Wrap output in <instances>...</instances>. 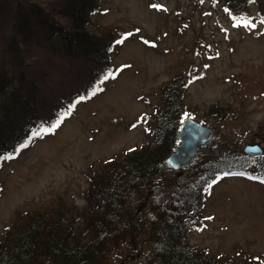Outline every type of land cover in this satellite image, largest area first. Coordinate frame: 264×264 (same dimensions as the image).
Returning a JSON list of instances; mask_svg holds the SVG:
<instances>
[{"label":"rangeland","instance_id":"obj_1","mask_svg":"<svg viewBox=\"0 0 264 264\" xmlns=\"http://www.w3.org/2000/svg\"><path fill=\"white\" fill-rule=\"evenodd\" d=\"M97 5L86 29L110 34L113 44L109 79L104 76L88 94L85 75L95 65L77 60L65 67L42 40L12 51L21 66L38 64L48 81L40 90L43 119L55 115L62 97L84 92L70 106H60L55 122L38 130L26 148L0 159V242L37 213L62 218L63 228L73 229L71 242H89L93 228L87 218L100 206L97 190L105 171L152 142L163 91L171 84L180 87L181 118L214 131L198 160L230 158L234 152L233 159L244 163L206 182L198 213L186 216L187 245L219 264H264V0H247L239 11L225 0H97ZM4 39L0 51L8 48L1 46ZM9 56L0 55V61L11 62ZM250 144L262 154L244 153ZM198 166L176 172L167 166L171 171L157 175L146 191L149 202L164 207L169 185L195 183ZM144 208L140 232L109 242L104 264H155L154 242L144 228L156 225L157 217Z\"/></svg>","mask_w":264,"mask_h":264},{"label":"trees","instance_id":"obj_2","mask_svg":"<svg viewBox=\"0 0 264 264\" xmlns=\"http://www.w3.org/2000/svg\"><path fill=\"white\" fill-rule=\"evenodd\" d=\"M1 2L7 5L3 6ZM225 2L239 11L246 7L247 0ZM0 4V38H6L1 46L8 45L0 55L6 56L8 52L11 55V62L0 61L1 159L23 149L30 139L37 137L38 130L40 132L55 122L60 106H70L72 100L79 98L84 91L88 94L104 78L110 68L109 52L113 39L110 34L96 36L86 29L91 15L98 10L97 0H45L42 3L39 0H0ZM40 40L48 51L66 62L65 67L78 60L96 68L87 71L85 90H75L72 96L62 97L64 103L48 119L42 117L45 100L40 91L41 83L48 81L40 74L39 65L21 66L20 61L12 57V51L23 50L31 41ZM179 88L169 84L164 89L152 142L109 164L97 190L100 206L87 218L88 225L93 228L89 242H71L73 229L69 226L63 228L62 218L53 220L37 213L39 216L24 217L21 225L0 242V264H104L102 253L109 242L129 237L133 231L140 232L143 225L138 228L137 220L145 206L153 209L155 219L157 217L156 225L153 222L144 228L154 242L155 264H219L187 245L186 216L198 213L200 195L207 181L234 165H244L233 159L234 152L230 158L223 156L213 158L204 166L198 164L202 173L195 183L173 184L176 190L168 184L171 197L162 208L156 209L146 193L157 175L170 170L164 158L177 143L183 110ZM197 163L183 170L190 171Z\"/></svg>","mask_w":264,"mask_h":264},{"label":"water","instance_id":"obj_3","mask_svg":"<svg viewBox=\"0 0 264 264\" xmlns=\"http://www.w3.org/2000/svg\"><path fill=\"white\" fill-rule=\"evenodd\" d=\"M213 136V129L189 118L183 117L176 136L177 144L164 161L172 170L188 167L197 153V148L205 145ZM243 152L247 155H261L262 148L257 144L246 145ZM204 162H202L203 164ZM160 185L155 188L158 191ZM150 215V213H147Z\"/></svg>","mask_w":264,"mask_h":264},{"label":"snow or ice","instance_id":"obj_4","mask_svg":"<svg viewBox=\"0 0 264 264\" xmlns=\"http://www.w3.org/2000/svg\"><path fill=\"white\" fill-rule=\"evenodd\" d=\"M155 7V6H154ZM120 43H122V41H117V44H120ZM145 43L147 44L148 43V41H145ZM152 47H155V45H152ZM110 76H111V78H115V76H112L111 74H110ZM109 79V76H105V78H104V80L105 81H107ZM104 81H102V83H103ZM93 95H95V93H93ZM81 99H84L83 97L81 98ZM58 126V125H57ZM23 147H27V145H24ZM130 151H132V149H130ZM262 183H264V181H262Z\"/></svg>","mask_w":264,"mask_h":264},{"label":"flooded vegetation","instance_id":"obj_5","mask_svg":"<svg viewBox=\"0 0 264 264\" xmlns=\"http://www.w3.org/2000/svg\"><path fill=\"white\" fill-rule=\"evenodd\" d=\"M198 159H199V152H198V154L196 155V158H195L194 161L198 162V161H199ZM197 160H198V161H197ZM201 161H202V160H201ZM201 161H199L200 164H201ZM207 161H208V160H206V163H207ZM206 163H205V164H206Z\"/></svg>","mask_w":264,"mask_h":264}]
</instances>
